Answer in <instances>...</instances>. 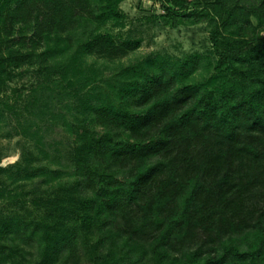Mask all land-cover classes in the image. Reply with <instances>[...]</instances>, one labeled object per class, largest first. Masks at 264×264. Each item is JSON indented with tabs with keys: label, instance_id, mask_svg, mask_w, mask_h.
Instances as JSON below:
<instances>
[{
	"label": "trees",
	"instance_id": "obj_1",
	"mask_svg": "<svg viewBox=\"0 0 264 264\" xmlns=\"http://www.w3.org/2000/svg\"><path fill=\"white\" fill-rule=\"evenodd\" d=\"M121 1L0 0V91L6 68L68 55L72 38L63 36L117 21ZM204 1L171 0L165 10L197 24L209 18L202 10L216 8L211 43L215 70L227 74L222 84L215 76L181 86L201 63L176 70L152 56L120 73L121 86L76 89L75 106L51 102L55 91L45 97L42 87L24 109L0 103V135L11 127L38 136L53 166L26 178L67 179L86 211L52 223L0 220V264H264V0ZM50 41L53 50L36 53ZM137 44L96 34L71 64L122 58ZM18 47L30 51L16 54ZM64 109L71 122L61 120ZM91 122L96 132L85 129Z\"/></svg>",
	"mask_w": 264,
	"mask_h": 264
},
{
	"label": "rangeland",
	"instance_id": "obj_2",
	"mask_svg": "<svg viewBox=\"0 0 264 264\" xmlns=\"http://www.w3.org/2000/svg\"><path fill=\"white\" fill-rule=\"evenodd\" d=\"M206 1L213 2L215 0H205L204 2ZM170 5L171 0H122L118 4L121 18L117 21H108L95 32L94 24L92 26L83 24L84 26L76 31L63 36L72 38L73 49L68 55L35 58L20 68L12 66L6 68L5 86L0 91V103L5 104L4 107L12 106L15 109H24V105L32 103L37 91H41L40 87H42L45 97L52 92L48 88L55 91L53 93L56 98L51 99V102L55 103L57 100L58 102L61 100L60 103L75 106L78 103V95H74L76 89L81 88V92L85 93L90 91L94 85L105 87L107 80L114 83L117 81L115 84L121 86L124 81L118 78L120 73L133 67L142 68L146 60L152 56H160L162 60L169 63L172 69L176 70L181 69L187 61L193 60L201 63L200 68L186 81H182L181 86L205 84L215 76H220L218 85L222 84L226 73L220 74L215 70L218 58L211 43L213 28L211 20L217 17L216 8L212 6L209 10H202L209 18L203 22L191 24L185 19L169 16L165 7ZM252 22L257 25L256 18L253 17ZM105 33L120 40L132 38L138 41L137 48L122 58L112 60L98 56H83L73 67L71 61L77 55L79 44L88 41L96 34ZM233 33L235 36H239L238 31L232 28L227 31L231 37ZM55 44L54 41H50L39 48L36 53L41 55L46 49L53 50ZM29 51V48L22 49L20 47L13 50L16 54L29 53ZM85 79H88L89 83L82 89L84 84L82 81ZM71 83L73 85H70ZM62 91L70 93V96L67 94L66 98L58 99L57 95ZM55 105L53 104L52 107ZM60 118L62 121L71 122L67 109H64ZM77 119L79 123L85 125L81 116ZM32 125H35V129L39 130V121H35V124ZM85 129L89 132H96L97 126L91 122V125L86 126ZM6 131H9L10 134H7ZM38 140V136L32 140L24 132L16 135L11 127L5 129V132L0 135V220L16 218L28 222L49 218L47 221L52 223L62 221L64 215H69L71 220H76L72 213L78 209H83L81 211L86 212L79 196L74 190L71 192L70 185L66 184L67 179L51 181L52 177L45 175L26 178V172L29 169L46 167L53 169V166L43 158L39 147L35 144ZM79 152L80 149L74 151L71 156L77 157ZM76 157L73 159V163H78ZM73 198L74 201H79L74 203ZM3 237H6L5 233L0 234V238L4 239Z\"/></svg>",
	"mask_w": 264,
	"mask_h": 264
}]
</instances>
